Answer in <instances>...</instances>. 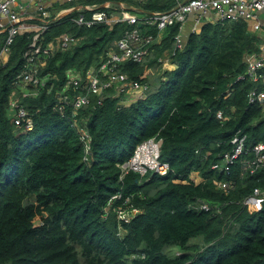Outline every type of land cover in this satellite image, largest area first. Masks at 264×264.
<instances>
[{
  "label": "trees",
  "instance_id": "1",
  "mask_svg": "<svg viewBox=\"0 0 264 264\" xmlns=\"http://www.w3.org/2000/svg\"><path fill=\"white\" fill-rule=\"evenodd\" d=\"M106 1L113 2L104 7L109 14L120 12L123 2L143 17L178 0H81L64 6ZM80 12L90 14L82 8L57 18L43 35L47 42L70 32L79 41L47 55L42 73H50L49 83L36 95L24 94L35 91L33 85L16 87L29 64L25 51L34 31L18 34L0 64V264H264V198L251 196L255 188L264 189V164L243 173L254 145L264 141V109L248 101L254 83L238 78L261 36L244 18L214 19L175 48L180 23H174L160 42L150 43L144 62L127 60L120 68L147 85L144 97L123 103L110 87L104 97L91 94L72 115L70 103L58 106L70 71L98 66L126 30L136 27L154 37L159 31L146 21L79 25L72 18ZM5 36L0 34L1 42ZM168 49L175 50L171 58L178 66L165 72V81L151 66H159ZM14 99L28 110L32 129L26 121L14 122ZM83 130L90 135L88 152ZM237 132L246 135V151L229 172L213 169L233 148ZM150 138L162 140L161 159L171 171L123 174V164ZM195 170L204 181L191 178ZM216 179L235 186L219 187ZM202 201L213 208H196ZM122 211L133 216L121 228Z\"/></svg>",
  "mask_w": 264,
  "mask_h": 264
},
{
  "label": "built area",
  "instance_id": "2",
  "mask_svg": "<svg viewBox=\"0 0 264 264\" xmlns=\"http://www.w3.org/2000/svg\"><path fill=\"white\" fill-rule=\"evenodd\" d=\"M113 2L106 1L104 5L110 6ZM121 13L109 14L106 9L96 5L87 4L80 8H86L90 14L80 12L79 15L74 16L72 20L79 25H86L88 27L102 22L115 23L117 21L126 20L130 24H136L138 21L144 20L149 23L156 24L159 28L158 37L163 35V32L172 24L179 22L180 31L175 35V48L182 47L185 44V36L181 32V25L185 22L189 13L196 11L198 13V20L204 14L214 12L216 19L237 20L244 18L246 20H255L254 29H264V20L259 19L258 12L264 9V0H178L177 4L171 9L165 11H155L147 16L141 17L138 14L128 10L123 2ZM79 8V9H80ZM36 10L38 11V19L41 22L28 23L24 17L25 6L20 0H0V34L5 33L6 36L1 42L0 40V64L4 63L10 52L11 44L14 38L23 32L34 31L33 39L25 51V57L29 64L18 75L16 87L24 88V84L35 86V91L25 90L24 94L35 93L37 88L49 83V74L42 73V67L46 64L47 55L50 52L58 49H67L72 44L78 42L79 37L70 32H64L50 41H44V34L51 27L53 20L59 19V14L52 18V10L46 5L45 0H38L36 2ZM59 13V12H58ZM196 31V30H194ZM161 35V36H162ZM157 37L153 35L142 36L138 28L126 30L124 35L117 41V47L111 48L107 51L106 57L101 61L97 67H90L85 73L79 71H70L66 84L64 83V92L62 98L58 101V106L63 109L65 104L70 103L72 107V115H77L78 110L89 102L91 94H98L102 96L106 89L115 86L117 94L124 92L127 88L137 90L139 88H146V85L137 80L128 79V74L120 72L122 64L127 60H132L137 63L145 61L149 55V45ZM171 55L175 50L171 51ZM162 62L163 58L159 57ZM247 64L246 73L241 74L238 78H248L254 83L253 88L248 93V101L251 104H258L264 109V40L260 43L259 50L247 54L245 57ZM54 82L50 83L49 91L54 87ZM48 85V84H47ZM74 89L73 96L69 93ZM67 92L65 93V91ZM16 91L14 90L13 94ZM12 105L15 109L14 122L22 124L26 121L25 126L28 129L33 128L32 117L29 116L28 110L25 106L18 103L14 99ZM217 116L224 118V111L218 110ZM89 132L83 130L82 139L86 142L87 152L90 149ZM246 135L237 132L232 139L233 148L225 151L221 156L222 160L213 162L211 167L213 169H221L229 172L231 165L237 158L246 151L245 147ZM161 145L162 140L150 138L141 142L133 156L123 164V174L129 171H136L141 175L147 174L149 171L158 173L160 175H167L171 171L170 164L161 159ZM254 157L247 160L243 173L246 171L254 172V170L264 164V141L254 145ZM210 150H207L206 156H209ZM215 183L219 187L225 189L233 188L235 183L233 181H225L216 179ZM254 198H264V189L255 188L253 194ZM248 197L244 200L247 202ZM195 204L196 208L209 211L213 205L208 201H202ZM218 211H221L218 209ZM121 217L125 220L129 219L127 213H122Z\"/></svg>",
  "mask_w": 264,
  "mask_h": 264
},
{
  "label": "crops",
  "instance_id": "3",
  "mask_svg": "<svg viewBox=\"0 0 264 264\" xmlns=\"http://www.w3.org/2000/svg\"><path fill=\"white\" fill-rule=\"evenodd\" d=\"M38 0H20L21 3L24 4L25 6V11L23 12L25 19L27 20V22L29 23H33L35 24L36 22H32L31 20L38 19L37 16V10H36V2ZM73 1V3H75L76 1L80 2L81 0H45V3L47 6L51 7L50 9L53 12H56L58 8H62V11L66 8L69 7H65L64 5L66 3H69ZM82 5H76L75 8L81 7ZM68 9H66L65 11H67ZM35 14V15H33ZM258 16L259 19L264 20V9H262L261 11L258 12ZM216 19V14L214 12L208 13V14H204L202 15V17L198 20V13L196 11H193L191 13L188 14L185 22L183 23V25H181V32L183 34V36L187 37L191 32H193L194 30H199L200 27L203 25L204 22H207L209 20H214ZM249 27L251 30H253L254 32L258 33L262 40H264V29H260V30H255L254 24H255V20H249ZM162 35V33H161ZM157 37V40H154L153 42H160L161 39L163 38L162 36ZM186 39V38H185ZM152 52H150L149 56L151 55ZM147 56V58L149 57ZM163 58V61L160 62L159 66L157 64V66H151V72L152 74H163L162 75V79L165 80L166 76H165V72L166 71H173L177 68V64H175L171 58V53L168 50H165L164 54L161 56ZM146 58V59H147ZM168 80V79H167ZM166 81V80H165ZM145 90L146 88H139L137 90H133L131 88H127V90H125L122 93H119L118 96H121V100L123 102H133L135 100H137L138 98H140L141 96L145 95ZM200 175L197 172L193 173V179L200 181Z\"/></svg>",
  "mask_w": 264,
  "mask_h": 264
},
{
  "label": "clouds",
  "instance_id": "4",
  "mask_svg": "<svg viewBox=\"0 0 264 264\" xmlns=\"http://www.w3.org/2000/svg\"><path fill=\"white\" fill-rule=\"evenodd\" d=\"M121 3V2H120ZM82 6H85V5H83V4H81ZM122 6V5H121ZM76 7V5H74V6H72V7H69V8H66V9H68V10H71V12L70 13H72L73 11H75V10H78L80 7H78V8H75ZM101 7H106L105 5H104V3L101 5ZM66 9H64L63 11H62V8H58L57 9V11L56 12H53V14H52V17H51V19L52 18H55V16L57 15V14H59V19H61L62 17H65V16H67V15H69L70 13H68L67 15H65V16H61V14H62V12H64ZM80 9H82V8H80ZM51 10V9H50ZM59 12V13H58ZM119 13H121V11L120 12H116V13H114V14H119ZM152 13V12H151ZM149 15V14H148ZM37 16H39L38 15V11H37ZM144 17V16H143ZM54 21V20H53ZM139 22V24L141 23L142 24V22H144V20H141V21H138ZM158 27V26H157ZM133 28H135V27H133ZM159 29V28H158ZM158 33H159V31H158ZM164 33V32H163ZM144 37V36H143ZM157 37H158V35H157ZM157 39V38H156ZM79 41V40H78ZM149 56V55H148ZM161 57V56H160ZM147 58V57H146ZM146 60V59H145ZM160 62V61H159ZM91 67H95V66H91ZM97 67V66H96ZM76 71V70H75ZM80 72V71H79ZM83 73H85V72H83ZM124 73V72H123ZM143 84V83H142ZM144 85H146V84H144ZM147 86V85H146ZM112 87H115V86H112ZM116 88V87H115ZM117 89V88H116ZM26 90H28V89H26ZM107 90V89H106ZM106 90H105V92H106ZM104 92V93H105ZM116 92H117V90H116ZM30 94H32V93H30ZM33 94H35V93H33ZM115 95L116 96H118V94L117 93H115ZM114 95V96H115ZM100 96V95H99ZM100 97H104V94L102 95V96H100ZM141 97H143V96H141ZM140 97V98H141ZM121 102H123L122 100H121ZM123 103H128V102H123ZM87 104V103H86ZM81 109V108H80ZM79 109V110H80ZM79 110H78V112H79ZM78 114V113H77ZM26 127V126H25ZM33 127H34V122H33ZM27 128V127H26ZM28 129V128H27ZM32 129V128H31ZM210 150V149H209ZM211 152V151H210ZM194 172H197L198 173V170H195V171H193V173ZM192 178V177H191ZM195 182H202V181H204V178L201 180V181H197V180H195V179H193ZM134 211H137V209H135ZM122 213H127L128 215H129V219L128 220H125V219H123L122 217H121V214ZM132 216H133V211H122L121 213H120V215H119V222H120V226H121V223L123 222V221H125V222H128V221H130L131 220V218H132ZM121 228H122V226H121Z\"/></svg>",
  "mask_w": 264,
  "mask_h": 264
},
{
  "label": "rangeland",
  "instance_id": "5",
  "mask_svg": "<svg viewBox=\"0 0 264 264\" xmlns=\"http://www.w3.org/2000/svg\"><path fill=\"white\" fill-rule=\"evenodd\" d=\"M169 75H170V73H169ZM165 80H167V77H166V79ZM51 87V86H50ZM144 97V96H143ZM142 98V97H141ZM198 174L200 175V181L203 179V177L201 176V174L199 173V171H198ZM191 177H192V179H193V172L191 173Z\"/></svg>",
  "mask_w": 264,
  "mask_h": 264
},
{
  "label": "water",
  "instance_id": "6",
  "mask_svg": "<svg viewBox=\"0 0 264 264\" xmlns=\"http://www.w3.org/2000/svg\"><path fill=\"white\" fill-rule=\"evenodd\" d=\"M70 12H71V10L64 11V12H62L61 16H65V15H67V14L70 13ZM140 24H141V23H140Z\"/></svg>",
  "mask_w": 264,
  "mask_h": 264
}]
</instances>
